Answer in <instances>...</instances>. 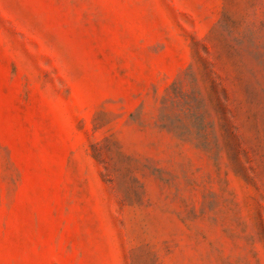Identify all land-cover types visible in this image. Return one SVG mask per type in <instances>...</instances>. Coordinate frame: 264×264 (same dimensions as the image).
Returning a JSON list of instances; mask_svg holds the SVG:
<instances>
[{"label": "rangeland", "instance_id": "1", "mask_svg": "<svg viewBox=\"0 0 264 264\" xmlns=\"http://www.w3.org/2000/svg\"><path fill=\"white\" fill-rule=\"evenodd\" d=\"M0 264H264V0H0Z\"/></svg>", "mask_w": 264, "mask_h": 264}]
</instances>
